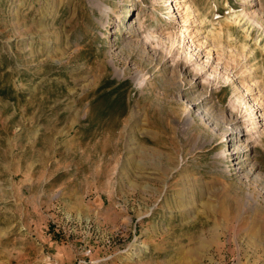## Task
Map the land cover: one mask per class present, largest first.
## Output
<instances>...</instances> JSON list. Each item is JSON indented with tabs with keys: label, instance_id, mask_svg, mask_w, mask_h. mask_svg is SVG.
<instances>
[{
	"label": "rangeland",
	"instance_id": "374dc122",
	"mask_svg": "<svg viewBox=\"0 0 264 264\" xmlns=\"http://www.w3.org/2000/svg\"><path fill=\"white\" fill-rule=\"evenodd\" d=\"M0 264H264V0H0Z\"/></svg>",
	"mask_w": 264,
	"mask_h": 264
},
{
	"label": "bare ground",
	"instance_id": "6f19581e",
	"mask_svg": "<svg viewBox=\"0 0 264 264\" xmlns=\"http://www.w3.org/2000/svg\"><path fill=\"white\" fill-rule=\"evenodd\" d=\"M51 1H52V0H51ZM48 3H49V2H48ZM52 3H53V2H52ZM49 4H51V3H49ZM52 7H53V5H52ZM51 9H52V8H51ZM46 10H47V9H46ZM194 12H195V11L193 10V13H194ZM55 14H56V12L53 11V12H52V17H53ZM187 14H188V13H187ZM187 14H186V17H185V18H187L186 21H187V23H188V20H189L191 17H189V16L187 17ZM189 14H190V13H189ZM189 14H188V15H189ZM235 18H236V17H235ZM191 20H192V19H191ZM186 21H185V22H186ZM185 30H188V28L185 29ZM188 31H189V30H188ZM188 31H187V32H188ZM48 42H49V40H48ZM48 42H47V43H48ZM239 140H240V139H239ZM239 140L234 141V144L237 145V146H236L237 150L235 149V153H239V152H241V146H240V141H239Z\"/></svg>",
	"mask_w": 264,
	"mask_h": 264
}]
</instances>
